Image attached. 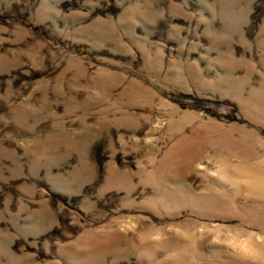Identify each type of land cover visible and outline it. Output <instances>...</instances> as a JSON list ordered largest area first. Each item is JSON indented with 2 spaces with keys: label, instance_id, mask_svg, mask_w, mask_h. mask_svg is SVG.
Instances as JSON below:
<instances>
[{
  "label": "rangeland",
  "instance_id": "obj_1",
  "mask_svg": "<svg viewBox=\"0 0 264 264\" xmlns=\"http://www.w3.org/2000/svg\"><path fill=\"white\" fill-rule=\"evenodd\" d=\"M0 264H264V0H0Z\"/></svg>",
  "mask_w": 264,
  "mask_h": 264
}]
</instances>
